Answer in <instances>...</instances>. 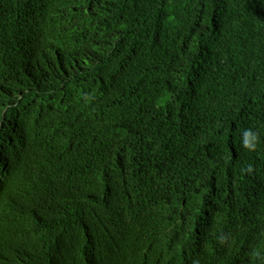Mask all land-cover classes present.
<instances>
[{
    "label": "trees",
    "instance_id": "obj_1",
    "mask_svg": "<svg viewBox=\"0 0 264 264\" xmlns=\"http://www.w3.org/2000/svg\"><path fill=\"white\" fill-rule=\"evenodd\" d=\"M0 264H264V0H0Z\"/></svg>",
    "mask_w": 264,
    "mask_h": 264
},
{
    "label": "clouds",
    "instance_id": "obj_2",
    "mask_svg": "<svg viewBox=\"0 0 264 264\" xmlns=\"http://www.w3.org/2000/svg\"><path fill=\"white\" fill-rule=\"evenodd\" d=\"M19 155V154H18ZM8 159H10V155L9 154H7L6 152L4 153V160L6 161V160H8ZM15 160H13V163L15 164ZM13 168H14V165H10L9 166V170H12L13 171Z\"/></svg>",
    "mask_w": 264,
    "mask_h": 264
},
{
    "label": "bare ground",
    "instance_id": "obj_3",
    "mask_svg": "<svg viewBox=\"0 0 264 264\" xmlns=\"http://www.w3.org/2000/svg\"><path fill=\"white\" fill-rule=\"evenodd\" d=\"M7 177H5V179H6Z\"/></svg>",
    "mask_w": 264,
    "mask_h": 264
}]
</instances>
